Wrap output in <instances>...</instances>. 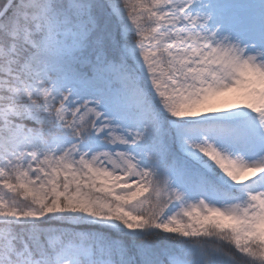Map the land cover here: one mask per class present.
Wrapping results in <instances>:
<instances>
[{
	"label": "snow or ice",
	"instance_id": "6c2138e0",
	"mask_svg": "<svg viewBox=\"0 0 264 264\" xmlns=\"http://www.w3.org/2000/svg\"><path fill=\"white\" fill-rule=\"evenodd\" d=\"M0 264H264V0H0Z\"/></svg>",
	"mask_w": 264,
	"mask_h": 264
}]
</instances>
